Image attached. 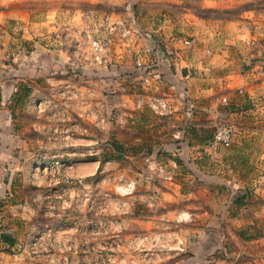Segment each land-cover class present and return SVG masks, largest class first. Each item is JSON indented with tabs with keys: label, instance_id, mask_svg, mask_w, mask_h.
I'll list each match as a JSON object with an SVG mask.
<instances>
[{
	"label": "rangeland",
	"instance_id": "rangeland-1",
	"mask_svg": "<svg viewBox=\"0 0 264 264\" xmlns=\"http://www.w3.org/2000/svg\"><path fill=\"white\" fill-rule=\"evenodd\" d=\"M0 39V264H264V0H0Z\"/></svg>",
	"mask_w": 264,
	"mask_h": 264
},
{
	"label": "built area",
	"instance_id": "built-area-1",
	"mask_svg": "<svg viewBox=\"0 0 264 264\" xmlns=\"http://www.w3.org/2000/svg\"><path fill=\"white\" fill-rule=\"evenodd\" d=\"M3 44L0 39V55L2 51ZM232 138V124L230 123H223L220 125H217L214 136H213V142L220 143V144H229Z\"/></svg>",
	"mask_w": 264,
	"mask_h": 264
},
{
	"label": "crops",
	"instance_id": "crops-1",
	"mask_svg": "<svg viewBox=\"0 0 264 264\" xmlns=\"http://www.w3.org/2000/svg\"><path fill=\"white\" fill-rule=\"evenodd\" d=\"M3 49V48H2ZM27 62H29V63H32V64H34L33 65V68L34 69H39V67L41 68V61H39V62H37V61H34L32 58L31 59H29ZM24 64V61H21V62H19V64ZM20 67H21V65H19V69H20ZM10 92H11V89L9 88V87H2V88H0V103L2 102V101H4V100H7V98L9 97V94H10ZM6 112V110L0 105V124L2 125V124H4V119L2 118V117H4V113ZM0 125V126H1ZM3 155H2V153L0 152V162L2 161V157Z\"/></svg>",
	"mask_w": 264,
	"mask_h": 264
},
{
	"label": "trees",
	"instance_id": "trees-1",
	"mask_svg": "<svg viewBox=\"0 0 264 264\" xmlns=\"http://www.w3.org/2000/svg\"><path fill=\"white\" fill-rule=\"evenodd\" d=\"M1 237L3 240L7 241V242H12L13 239L11 237H9L8 235H4V234H1Z\"/></svg>",
	"mask_w": 264,
	"mask_h": 264
}]
</instances>
